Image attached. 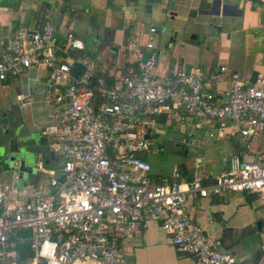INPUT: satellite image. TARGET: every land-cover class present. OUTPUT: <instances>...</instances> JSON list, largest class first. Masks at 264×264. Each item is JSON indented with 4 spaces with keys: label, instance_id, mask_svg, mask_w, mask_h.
Instances as JSON below:
<instances>
[{
    "label": "built area",
    "instance_id": "obj_1",
    "mask_svg": "<svg viewBox=\"0 0 264 264\" xmlns=\"http://www.w3.org/2000/svg\"><path fill=\"white\" fill-rule=\"evenodd\" d=\"M143 47L152 50L146 55ZM126 48L136 65L109 82L107 66L73 29L58 38L55 26L45 21L0 36V84L31 68L46 70L40 92L53 110L44 133L49 150L61 158L55 166L38 162L48 176L38 184L19 169L0 179V264H126L125 244L147 227V214L160 218L176 248L200 264H237L236 255L210 236L185 204L189 196L227 200L240 192L264 198V150L249 159L234 152L211 182L200 171L185 179L177 166L171 179L158 181L144 152L153 134L162 132L159 117L173 110L197 127L219 122L244 138L261 136L264 146L262 77L248 83L232 71L229 98L217 104L209 82L227 66L211 71L179 66L160 74L152 40L144 45L132 39ZM17 99L22 106L31 103L22 94ZM19 230L30 234L18 236ZM28 241L34 254L23 263L17 243ZM250 264H264V242Z\"/></svg>",
    "mask_w": 264,
    "mask_h": 264
},
{
    "label": "crops",
    "instance_id": "obj_2",
    "mask_svg": "<svg viewBox=\"0 0 264 264\" xmlns=\"http://www.w3.org/2000/svg\"><path fill=\"white\" fill-rule=\"evenodd\" d=\"M227 1L236 6L232 9L234 14L230 16L201 12L202 8H210V0H144L143 2L140 0H0V36L11 34L21 25L39 26L45 21H50L55 26L58 38H62L67 30L73 29L85 42L87 51L98 60L100 65L107 66L105 76L113 81L116 75L136 65L135 55L126 48V44L132 39H138L144 45L148 40L153 41V36L159 30L158 26L163 24L156 17L160 9H163L165 19L173 23V30L178 26L177 21L185 20L187 15L193 16L195 25L203 22L214 24L209 28L212 30L206 31L209 34V45L203 51L198 45L173 37L168 40V34L159 33L157 36L159 47L156 50L157 71L160 74H168L179 66L211 71L225 65L227 71L215 76L209 82L210 90L215 93V102L223 104L229 98V79L232 71L240 72L248 83L255 82L259 76L264 81V1ZM169 2L171 7L166 9L164 4ZM155 6L158 12L155 11L153 18H148L151 19V24L142 31L140 24L146 19L145 9L151 12ZM191 10H197V13L193 15L190 13ZM152 26L156 27L154 33L150 31ZM147 49H144L146 55ZM210 49L213 52H210ZM45 77V69L31 68L19 74L17 78L0 84V145L6 139L11 154L17 149L15 133L30 130H41L42 142L48 147L49 136L44 133V127L50 121L53 106L40 92ZM21 94L31 101L29 105L20 104L17 96ZM17 107L30 111L44 110V124L30 120L25 113L16 111ZM163 116L164 121L160 119ZM159 122L162 126L161 134L166 133L164 128L186 131L187 144L196 142L195 131L203 128L211 141L221 140L229 144V155L218 162L210 160L211 168L206 166L204 155L197 156L189 166L182 165L180 168L182 175L188 180L194 178L200 171L204 181L211 182L220 171L228 167L229 157L234 152L239 153L244 159H249L264 150L261 136L244 138L240 130H234L229 124L222 126L219 122L205 121L197 127L196 121L181 111L173 110L168 115H162L159 117ZM182 151L186 153L187 147L183 146ZM60 159L59 155L50 150L40 158L48 166L59 164ZM184 166L186 169L183 168ZM11 167L12 164L8 163L5 168L0 158V170L8 168L3 172L4 175L0 176L1 180L10 179L13 172ZM152 174L162 182L171 179L172 176V173L160 172L153 166ZM47 179L48 176L41 173L38 168L27 175L28 182L32 184ZM237 194L227 196V200L223 197L189 196L185 210L206 229L210 236L218 239L224 247L236 255L237 264H250L258 258L264 242V211L254 205L249 211L248 218H244L240 213V207L245 206H239L234 211L231 208V198L239 199L234 196ZM244 194L251 199L259 198L264 205V198L259 194L246 192ZM146 220L147 227L141 229L125 244L130 252L126 264H200L194 255L176 248L162 227L160 218L147 214ZM212 234H217L218 238Z\"/></svg>",
    "mask_w": 264,
    "mask_h": 264
},
{
    "label": "rangeland",
    "instance_id": "obj_3",
    "mask_svg": "<svg viewBox=\"0 0 264 264\" xmlns=\"http://www.w3.org/2000/svg\"><path fill=\"white\" fill-rule=\"evenodd\" d=\"M144 0H140V2H143ZM164 7L166 9H169L171 7V3L168 4L165 3ZM165 9V8H164ZM148 9H145V16L146 19L143 21L140 25L142 28V31H145L149 25L151 24V19H148L149 17L155 16V11L158 12L156 6L151 12L147 11ZM162 11V12H161ZM163 9H160L159 15L157 14L156 17H158V21L162 22L164 28L161 30L159 29L157 33L153 36V42L156 45V50L159 47V41L157 39V36L159 33H166L168 34L167 39H182L183 42L191 43L198 45L200 49L205 51V48L209 45L208 38L209 34L206 32L207 30H212L209 28H212L211 22H203L201 24L195 25L194 23V17L187 15L185 20H179L177 21V27L173 30L172 25L173 23L164 17ZM201 16V15H199ZM189 17V18H188ZM197 18V16H195ZM203 17V16H201ZM200 17V18H201ZM195 18V19H196ZM206 19V17H205ZM176 24V20L174 21ZM141 31V33H142ZM176 33V36H175ZM196 35V38H191L192 36ZM142 35H140L141 37ZM167 40V41H168ZM167 43V42H166ZM173 44V43H172ZM187 46V45H186ZM152 49H147V54L151 52ZM171 50V49H169ZM210 52H213L210 49ZM216 61V60H215ZM186 67V66H183ZM188 68V67H186ZM190 69V68H188ZM16 111H20L22 113H25L26 116L29 117L30 120H35L39 124H44V114L45 111L41 110H33L30 111L29 109H22L21 107H17ZM27 112V113H26ZM205 122V121H202ZM189 125V124H188ZM187 125V126H188ZM166 133H154L151 138V146L149 150L144 152L145 157L149 162L152 164L154 168H157L158 171L163 173H172V170L174 166H177L179 168L182 167V165H191L193 161L197 158L199 155H204L205 160L207 163V167L211 168V161L210 160H216L217 162L222 160L225 156H228L230 153L229 150V144L225 141H211L203 129H197L195 131L196 134V142L194 143H186V131H173L172 129L164 128ZM37 130V129H36ZM40 134H42L41 130H37ZM49 138V137H48ZM187 147V152L184 153L182 151V147ZM235 197H238L239 199L234 200V198H231V208L234 211L239 206H245L240 207V213L243 215L244 218H248L249 211L251 207L254 205L257 206L260 210L264 211V205L262 204L261 200L257 197H253V199L246 197V195L243 192L238 193L237 195H234ZM258 214L256 213V216ZM264 220V219H263ZM215 237L218 238L217 234H212Z\"/></svg>",
    "mask_w": 264,
    "mask_h": 264
},
{
    "label": "water",
    "instance_id": "obj_4",
    "mask_svg": "<svg viewBox=\"0 0 264 264\" xmlns=\"http://www.w3.org/2000/svg\"><path fill=\"white\" fill-rule=\"evenodd\" d=\"M234 8H236V6L230 4L227 0H210V8H202L201 12L214 15L230 16L234 14L232 10ZM190 13L195 15L197 10H191ZM211 25L214 24L211 23ZM158 28L162 30L164 26L161 25L158 26ZM194 37L196 36L194 35L193 38ZM144 49L145 48H143V51ZM15 136L17 138V149L15 153L11 154L9 148L7 147L8 141L5 139V141L0 145V158L5 168L7 167L8 163H11L12 167L10 169L13 171L19 169L20 171H23L27 177L30 171H33L37 168L40 158L43 157L46 151H49V148L44 145L41 134L37 131L30 130L27 132L15 133ZM146 137L150 138L151 134L147 133ZM16 161H20L19 167L16 166ZM31 164H34V166H31ZM183 168L186 169L185 166ZM5 170H0V173L6 172Z\"/></svg>",
    "mask_w": 264,
    "mask_h": 264
},
{
    "label": "trees",
    "instance_id": "obj_5",
    "mask_svg": "<svg viewBox=\"0 0 264 264\" xmlns=\"http://www.w3.org/2000/svg\"><path fill=\"white\" fill-rule=\"evenodd\" d=\"M107 80L111 82L109 79ZM160 119L164 121L165 117L163 116ZM29 234H30L29 230H19L17 232L18 236H29ZM17 248L19 249L21 261L23 263H25L28 260V258H30L34 254L33 250L31 249L29 241L28 242H18Z\"/></svg>",
    "mask_w": 264,
    "mask_h": 264
}]
</instances>
